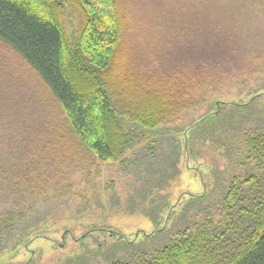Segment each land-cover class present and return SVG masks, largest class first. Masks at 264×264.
Listing matches in <instances>:
<instances>
[{
    "label": "trees",
    "instance_id": "trees-1",
    "mask_svg": "<svg viewBox=\"0 0 264 264\" xmlns=\"http://www.w3.org/2000/svg\"><path fill=\"white\" fill-rule=\"evenodd\" d=\"M168 1L178 17L165 21V28H175L169 33L178 36V66L164 77L155 74L137 83L128 63L114 75L120 40L117 0H0V44L50 92L82 152L101 163L123 162L127 151L145 141L146 133L203 103L205 88L243 74L247 62L259 61L257 67L264 69V0ZM67 19L74 29L70 35ZM0 101V200L8 198L9 190L16 194L0 212L1 252L12 243L17 247L26 231L42 221L27 218L30 208L24 209L23 199L26 194H45L49 172L41 170L46 148L39 164L27 144L24 112ZM218 106L188 133L182 132L183 137L213 134L223 120ZM241 136L240 157L245 159L241 165L252 163L250 171L234 176L220 199L209 198L214 188L189 193L185 206L181 197L178 230L164 243L150 246L155 234H164L162 228L140 242L119 236L107 250L111 257L102 247L96 250V255L105 256L104 263L85 250L72 260L74 264H264V131L254 127ZM158 141L149 142L152 153ZM52 151L55 166L63 159L60 149ZM176 155L179 165L180 146ZM53 173L60 177L59 171ZM160 201L155 211L143 212L157 227L159 214L174 207L168 194Z\"/></svg>",
    "mask_w": 264,
    "mask_h": 264
},
{
    "label": "rangeland",
    "instance_id": "rangeland-1",
    "mask_svg": "<svg viewBox=\"0 0 264 264\" xmlns=\"http://www.w3.org/2000/svg\"><path fill=\"white\" fill-rule=\"evenodd\" d=\"M117 2L120 40L113 60L114 75L125 70V63L136 73L137 83L156 75L164 77V73L175 69L178 36L169 33L175 28H165V21L178 17L172 14L169 1ZM71 26L68 21L67 35L74 30ZM247 63L250 64L245 65L243 74L205 88L203 103L146 133L145 141L127 151L123 162L104 164L82 152L50 92L19 57L0 44V100L4 106L24 112L21 121L29 129L25 135L27 144L39 164L38 157L46 148L48 154L43 156L46 161L41 170L49 172L45 194H26L23 199L24 209L30 208L27 218L42 221L26 231L17 247L12 243L0 252V264H74L72 260L85 250L96 255L98 247H102L103 253L111 254L107 250L119 236L140 242L144 235L162 228L168 236L155 234L157 239L150 246L157 247L178 230L181 197L185 206L189 193H209L214 188L209 198L220 199L234 176L245 175L251 169L252 163L241 165L245 160L240 157L244 152L241 134L254 127L264 131V69L257 67L259 61ZM217 103L223 120L213 134L183 137L182 132L188 133L191 125L213 112ZM21 125L16 124L17 128ZM152 139L159 140L154 153L148 145ZM56 149H60L63 160L54 166L49 150L52 154ZM55 171L60 177H55ZM166 194L174 207L159 214L161 224L157 227L143 212L155 211ZM15 195L9 190L8 198L0 200V212L9 207ZM95 257L104 263L105 256Z\"/></svg>",
    "mask_w": 264,
    "mask_h": 264
},
{
    "label": "water",
    "instance_id": "water-1",
    "mask_svg": "<svg viewBox=\"0 0 264 264\" xmlns=\"http://www.w3.org/2000/svg\"><path fill=\"white\" fill-rule=\"evenodd\" d=\"M64 237H62V239H63Z\"/></svg>",
    "mask_w": 264,
    "mask_h": 264
}]
</instances>
